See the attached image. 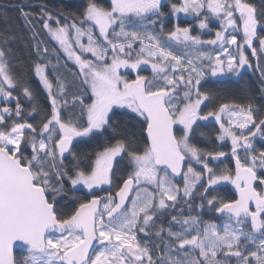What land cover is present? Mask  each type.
Listing matches in <instances>:
<instances>
[{
  "label": "snow or ice",
  "instance_id": "obj_1",
  "mask_svg": "<svg viewBox=\"0 0 264 264\" xmlns=\"http://www.w3.org/2000/svg\"><path fill=\"white\" fill-rule=\"evenodd\" d=\"M11 7L27 36L0 30V264H264V4ZM246 69L242 99L205 87ZM209 121L227 151L199 146Z\"/></svg>",
  "mask_w": 264,
  "mask_h": 264
},
{
  "label": "trees",
  "instance_id": "obj_2",
  "mask_svg": "<svg viewBox=\"0 0 264 264\" xmlns=\"http://www.w3.org/2000/svg\"><path fill=\"white\" fill-rule=\"evenodd\" d=\"M39 2V0H0V12L7 11L8 19L5 22L4 18L0 16V30H3L5 27H10L12 31L23 33L25 36H27V33L24 32V25L23 21L19 16V11L17 8L11 7V5H19V4H27V3H35ZM46 3L52 8L57 7H64L69 8L71 7V10L75 11L76 7L82 2V0H45ZM103 3H107L108 0H102ZM257 6H260L261 4H264V0H252ZM180 25H185L187 21H179ZM50 45L55 47L56 44L54 41H50ZM19 52L21 56H26V50L23 46V43H20L18 45ZM220 79H229L230 83L227 84H212L209 83L205 85V87H215L219 89L226 90L229 93L233 94V98L235 99H242V90L246 87H254V81L256 80V75L253 74L251 71H245L242 73V77L239 79H232V78H220ZM33 85L36 89H40V84L35 79L33 80ZM39 101L43 104H47V101L44 99V93L41 91L39 94ZM203 127L201 128V131L206 133L205 137H198V140L200 141L199 146L200 147H211L214 150H225L227 151L230 148V145H225L223 148H218L217 144L214 143L216 131L218 126L212 122L208 123H202ZM226 163L229 166H233V162H231L230 159H226ZM227 187V191L225 193L226 196L232 197L233 194L230 191L229 186ZM103 192V191H101ZM98 193V192H97ZM104 193V192H103ZM79 196H83L84 192L77 193ZM90 198V197H87ZM62 205L65 206V211H71V209L75 206L70 200L65 198V201L61 202ZM208 215V213H206ZM206 216V215H205ZM209 217L211 220L215 219L214 213H209ZM218 222V221H217Z\"/></svg>",
  "mask_w": 264,
  "mask_h": 264
},
{
  "label": "rangeland",
  "instance_id": "obj_3",
  "mask_svg": "<svg viewBox=\"0 0 264 264\" xmlns=\"http://www.w3.org/2000/svg\"><path fill=\"white\" fill-rule=\"evenodd\" d=\"M181 21H187V23H185V25H181V26H189V25H191L192 26V28H193V34H200L201 35V38L202 39H204V40H208V39H213V38H215V31L217 30V28H218V24L216 23V22H213L212 24H210V28L212 29V31L211 32H209L208 30H200L198 27H197V25H196V22H195V20H193V18H191V17H184L183 15H182V17H181V19H180ZM179 20V21H180ZM174 23V21H169V23L167 24V29H171V27H172V24ZM237 39H238V42L240 41V36L238 35L237 36ZM207 47H209V48H211L212 46H207ZM234 48H235V46H231V49L232 50H234ZM123 71V70H122ZM245 71H250V70H244L243 72H245ZM141 74H143V75H148V76H151V71H150V69L149 70H147V71H144V72H142ZM133 76H134V74H133ZM230 78H232V79H237L236 77H230ZM209 122H212V123H214L215 124V122H213V121H209ZM202 123H208V122H202ZM218 126V125H217ZM227 186H230V185H227ZM104 188H107L108 186H103ZM85 192L87 191L86 189L84 190ZM96 191H99V190H96ZM21 253L20 252H16V255H20Z\"/></svg>",
  "mask_w": 264,
  "mask_h": 264
},
{
  "label": "flooded vegetation",
  "instance_id": "obj_4",
  "mask_svg": "<svg viewBox=\"0 0 264 264\" xmlns=\"http://www.w3.org/2000/svg\"><path fill=\"white\" fill-rule=\"evenodd\" d=\"M230 187V186H229ZM98 192V194L99 195H103V194H106L105 192L103 193V192H101V191H97ZM206 216H205V219H211L210 217H209V213H208V215L207 214H205Z\"/></svg>",
  "mask_w": 264,
  "mask_h": 264
},
{
  "label": "water",
  "instance_id": "obj_5",
  "mask_svg": "<svg viewBox=\"0 0 264 264\" xmlns=\"http://www.w3.org/2000/svg\"><path fill=\"white\" fill-rule=\"evenodd\" d=\"M229 188H230V191H231V193H232V194H234V189L232 188V186H231V185H230V187H229ZM104 195H105V194H103V195H101V196H104ZM16 252H20V250H16Z\"/></svg>",
  "mask_w": 264,
  "mask_h": 264
}]
</instances>
